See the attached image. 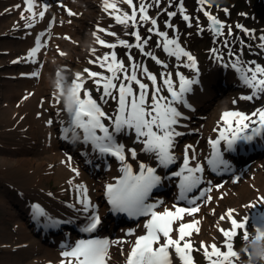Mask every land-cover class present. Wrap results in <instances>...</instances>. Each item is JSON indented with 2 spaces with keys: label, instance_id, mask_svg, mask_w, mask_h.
<instances>
[{
  "label": "bare ground",
  "instance_id": "1",
  "mask_svg": "<svg viewBox=\"0 0 264 264\" xmlns=\"http://www.w3.org/2000/svg\"><path fill=\"white\" fill-rule=\"evenodd\" d=\"M37 2L41 6L40 10H42V5L45 3L50 7L43 19L37 18L34 26L26 29L24 27L25 22L20 19V12L24 6L23 0H0V35L4 34L2 32L7 31L12 35L21 34L18 41L7 39L0 47V50L7 49L9 57L7 63L0 69V74L4 73L6 77V86L3 91H0L3 94L0 100V116L4 119V129L0 131V136L4 138L0 140L4 147L0 149V173L1 171L4 172L0 175V188H3L0 193V206L5 213L6 220L13 227L0 224V264H60L63 259L61 255L63 251L68 250V247L75 246L79 240L88 239H107L110 242L123 241V243L118 244L110 243V259L107 262V264H121L120 261H125L128 254L129 244L127 242L136 239L135 236L139 233L140 228L144 227V223L148 218L139 225L130 226L131 224H128L123 216L116 218V221H114V217L108 213L104 220V233H102V230H98L93 235L94 237H86L85 234L84 237L77 236L81 231L76 229V226L86 216L76 210L81 207L77 203V192L67 181L74 178V184H84L88 188V196L96 206V210L105 211V205L100 203L99 199L102 193L98 189H104L107 183L115 181V178L121 175L120 163L114 157L101 156L98 152L93 151L90 144L83 143L80 130H77L76 135L81 138L77 140L72 139L74 134L71 131L67 133V139L73 144L71 150L74 154L63 148L62 145L67 142V139L64 140L65 133L63 129L68 127V116L66 113L59 111L62 107L56 104V98H49L48 95V91H52L53 94L56 93L52 86L57 73L64 74L63 70L67 66L73 67V61L77 65L76 70L79 66L84 65V51H79V48L72 44L74 42L72 38L77 40L78 36L83 35L84 25L78 23V19L68 14L70 10L79 13L83 7L77 6L75 0H62L60 2L37 0ZM83 2L87 4L88 0H81V3ZM17 4H21L22 8L15 9L14 5ZM5 9H10V11L6 12ZM53 17H55L54 21ZM17 28L19 30L22 28V31L19 32V30H16ZM49 31L51 32L50 36L47 35ZM41 32L45 33L41 42L47 41V44L37 53V63H12L17 58L26 56L27 52L35 46L36 38ZM82 41L84 45L92 43L95 47L98 46L96 39L91 40L88 36H84ZM98 50L97 48L95 55ZM2 63L1 61L0 66ZM33 71H39L40 75L38 77L22 75V73L27 74ZM208 75L211 80H214L222 75V71L213 70ZM223 76L225 78L223 83L226 84L218 83L217 88L220 92L217 93L219 95L226 92L229 81L234 82V75H227L224 72ZM227 80L229 81L227 82ZM177 81L179 80L177 79ZM234 84L236 83L234 82ZM193 88L195 90L185 94V99L191 107L179 105V110L182 111L185 117H181L180 123L176 127L178 131L183 133L194 132L193 129H195L207 137L205 138L207 143L204 146L196 140H189V138L184 143V146L192 145L196 149V160L191 163L194 166L196 162H199L204 167L205 173L206 170L209 171L211 168L207 163L212 155L209 140L218 138L220 130L227 127L221 117L225 110H229V105L226 101L227 98L218 100L213 110V113H216L220 109L218 114L206 122L201 121L198 115H201L202 112L200 111L206 108L208 101L215 95L216 90L202 82ZM26 96L27 99H25ZM192 105L195 107V111L192 109ZM28 119H30V125L26 127L25 124ZM49 119L53 120L52 125L46 123ZM11 131L18 132L20 137H9L8 133ZM183 136L176 138L173 153L177 147H181L179 141ZM258 137V143H252L246 149L247 151L255 150L257 153L256 146L260 145L259 152H264V134ZM8 138L10 139L9 143ZM240 143L238 141L232 151L225 148L223 156L229 163V171L226 174L229 175L235 172L234 176L222 184V187L218 189L214 187L213 191L207 195H210L213 198L212 200L220 203L221 196L225 197L234 191L238 195L231 197L228 209H236L234 214L236 218L239 212H243L245 215L257 220L261 217L257 214L264 213V155L260 158H263V160L258 162L255 169L242 166L236 170L238 158L241 157L234 155L236 152L240 153L243 150ZM28 144H33V146ZM181 150L184 149L181 148ZM75 152L77 159L73 157ZM68 156L72 158L71 166L78 169V176L68 166ZM138 159L156 167L154 157L148 153L138 152ZM109 160L111 161L107 164ZM129 162L137 167L136 162L131 160ZM86 165L91 167L90 174L84 168ZM97 165H99L101 172L98 171L99 169H94V166ZM12 167L24 171L27 174L26 178L18 180L6 175ZM157 171L161 176H169L173 172L172 165L167 169L158 168ZM217 173L211 171L206 180H210L212 185H217L219 182L218 177L223 176V173L219 175ZM95 177L98 179L97 183L94 182ZM46 181L55 182L54 190L51 186L47 188L41 186V183ZM252 183H255L257 190L252 187ZM177 186H179L177 178L164 179L162 184L156 188L149 202H163L165 199L168 201L176 200L179 196L178 193L172 192L170 195L168 193L173 187ZM207 187H209V184L205 182L203 189ZM48 193H52V195L49 196ZM198 194H200V191L195 193L194 196ZM23 196L33 197L34 199H31L29 204L22 206L21 197ZM198 202L201 204L200 211L193 216L185 215L183 221L175 223L174 228L176 230L181 222L191 223L192 220H199L198 227L200 231L198 233L193 231L192 235L200 234V242H204V245L208 246L214 243L219 235H222L217 222H219V227L225 229H229L230 222L228 220L219 221V217L225 212L221 209L223 213L219 217L214 215L213 210L215 209L211 208L212 202L205 203L204 199ZM37 203L45 209L52 219L71 220L73 222L60 224L57 227L47 226L49 217L34 218L32 205ZM181 203H183L181 207L187 206L186 201H181L179 205ZM69 204H76V208H70ZM222 206L223 204L217 207L222 208ZM157 207L159 210H156L161 212L168 208L165 203L158 204ZM171 210H174V206ZM116 223L123 225L117 229L116 236L110 239L109 236L112 233L110 228L116 229L118 225H114ZM30 225L33 227H30ZM41 230L42 234L40 233ZM172 235L175 239L178 233L173 232ZM218 247L221 251L227 250L224 242L219 244ZM233 248L235 250L234 246ZM241 259L242 257H239L238 260ZM173 264H180L178 258L174 257Z\"/></svg>",
  "mask_w": 264,
  "mask_h": 264
},
{
  "label": "snow or ice",
  "instance_id": "2",
  "mask_svg": "<svg viewBox=\"0 0 264 264\" xmlns=\"http://www.w3.org/2000/svg\"><path fill=\"white\" fill-rule=\"evenodd\" d=\"M159 5L160 0H155ZM200 10L209 20V30L213 32L215 37L223 36V29L226 25L220 21L216 16L204 9L206 0H198ZM119 4L127 5L131 12L123 11L118 7ZM23 8L21 4L14 5L15 9H21L20 19L24 21V27L30 29L37 22V18L43 19L50 5L47 3L41 6L38 5L37 0H23ZM151 4H147L144 0H140L137 7L133 0H104V10L113 16L115 21L123 25L125 28L131 27L133 31L129 33L135 39L134 44H129L128 41L119 39L117 43L125 46L128 49L135 47L139 49L141 54L150 57L157 64H162L166 69L167 64L159 60L152 51H145V46L148 45L151 35L142 38L139 33V27L149 24L147 32L158 35L162 38V43L158 42L157 47H162L163 51L169 56L174 57L177 62L183 64L184 67L192 68L197 71L196 58L181 47L179 37L169 38L168 33L160 31L157 19L148 15V8ZM180 12L184 13L182 0L179 3ZM10 11V9H5ZM227 13L228 9H224ZM69 15H75L69 11ZM169 18L177 15L176 12H168ZM138 17V18H137ZM182 19L188 22L191 27V18L187 14L182 15ZM55 17H53V21ZM197 24H199L197 18ZM168 28H173L170 20L165 21ZM18 26V25H17ZM51 26V25H50ZM228 27V34L231 36L232 28ZM238 29H242L246 34H252V30L243 28L237 24ZM203 31V29H200ZM98 32H105L103 28L97 29ZM108 35L116 36L114 32H107ZM47 35H51L49 31ZM96 42L109 49H115L116 43H106L103 39L93 33ZM45 36L41 32L35 41V46L32 47L25 57L17 58L12 63H37V53L41 48L46 47L47 41L41 42ZM257 39L261 41L260 48L264 49V35ZM227 47L229 41H223ZM92 54L95 55L96 49H92ZM213 52L216 49H212ZM63 54V53H61ZM129 64L125 66L123 60H118L115 51L111 53L105 52L102 56H96L95 60H89V63L98 64L101 68L107 70L110 75L90 71L85 68L89 79L94 78V83L97 85L99 91L100 86L103 88V93L100 99L107 103L108 99L117 101V110L114 117L108 116L100 107L95 99L91 97L88 91L84 90V98H81V91L84 85V77L81 73H75L68 81L71 92L75 97L74 106L66 107L61 101L57 92L55 93L56 104L63 103V108L59 109L68 116V127L64 128V138L67 139V133L71 131L74 135L73 140L80 139L76 135L77 130L82 132V139L85 144H90L93 151L98 152L101 156L114 157L120 163L121 175L115 178L114 183H107L105 185V194L107 202L111 205V211L117 213H126L129 217H147L144 223L146 232L144 235L137 236L130 251L127 254L125 264H173V259L178 258L180 264H193L192 260V244L186 239L193 233L199 232V220H192L191 223H179L176 232L177 238H173V225L179 221H183L184 216H193L201 209V204L198 203L204 199L205 203L211 202L212 197L207 195L213 191V188H220L222 185H212V182L207 181L209 187L200 191L199 196L189 198V193L197 189L205 182V177L202 175L205 171L204 167L199 162L194 166L192 161L196 160V149L192 145H186L184 149L183 163L179 171L171 172L170 176H161L157 169H167L170 165L175 164L176 156L173 153L175 141L177 137L183 136L184 133L177 130L180 119L183 116L182 111L179 110V105L191 107L185 99V94L193 90V85L200 83L198 79L187 78L184 74L176 72L179 83L178 87H174L175 81L172 78V73L162 72V84L169 93L168 96L162 95V87L157 85V76L149 72L148 68L142 62H137L131 53H127ZM182 57H186L187 63H184ZM219 59V58H218ZM254 67L245 68L240 64L239 59L237 63L231 65L241 74V78L245 86L251 89V94L243 96L241 99L252 100L257 96L264 94V66L257 64L255 61L250 62ZM139 73V75H138ZM28 75L31 77H38L39 71H33ZM59 75V73H57ZM146 77L152 84L151 102L149 103V85L144 83L140 78ZM64 81H57V89L63 93ZM134 85L136 88H134ZM27 99V96L25 97ZM235 103V101H233ZM258 117V120L253 119ZM107 119L111 123L106 125L103 121ZM226 128L220 130L219 136L216 139H210L209 144L212 147L211 158L207 163L211 166L213 172H227L229 171V163L223 158L221 152V142L226 144V150H234V146L238 141L250 142L256 136L264 134V109H258L251 115L239 111H225L221 117ZM48 125L53 124V120L49 119L46 122ZM258 125V126H256ZM251 129V134L248 130ZM134 132L136 142L141 143L143 147L141 151L152 155L156 161V167H153L144 161L138 159V153L135 148L126 149L125 145L117 141L118 134H127ZM191 153V155H189ZM71 156L67 157V164L71 171L76 176L79 175L78 169L71 166ZM136 162L137 169H133V163ZM179 178V196L180 201H186L187 206L177 207L175 210L165 208L162 212L157 211L158 204L162 201L149 202V198L154 189L158 188L164 179ZM73 179L67 181L72 185L77 192V203L81 205L79 212L85 214L87 223L81 228L85 233H93L102 223V218L96 210V206L91 202L88 196V188L84 184H74ZM49 196L52 193H48ZM221 198H223L221 196ZM70 208H76V204H69ZM248 207V206H245ZM34 218L49 217L40 204H33ZM236 209H227L225 214L219 217V221L228 220L230 222L229 229L217 226L222 233L223 242L226 246V251H221L216 243L208 246L201 242V247L204 249V256L210 264H234L235 260L239 259V253L233 248V238L237 235V230L243 231V240H247L249 236V227H253L258 236H264L261 231L264 228V222H256L250 225V217L243 216L242 220H238L234 216ZM214 214V210H213ZM264 217V213L257 214ZM71 220H56L49 217L48 225L57 227L60 224L72 223ZM163 240V243H161ZM183 241V244L181 242ZM111 244L123 243V241H109L107 239H88L79 240L75 246L68 247L61 253L63 259L60 264H107L109 257V246ZM211 248V252L208 248ZM215 257V258H214Z\"/></svg>",
  "mask_w": 264,
  "mask_h": 264
},
{
  "label": "rangeland",
  "instance_id": "3",
  "mask_svg": "<svg viewBox=\"0 0 264 264\" xmlns=\"http://www.w3.org/2000/svg\"><path fill=\"white\" fill-rule=\"evenodd\" d=\"M62 1V0H55ZM64 2V1H63ZM77 3V6H82V10L77 13L72 10V13H75V15H72L76 19H78V23L84 25V31L83 35L78 36L77 40L72 38L74 42L72 43L73 46L76 48H79L80 50L84 51L85 55V62L84 65L79 66L78 69L77 65L73 63V67L67 66L63 70L64 75H66V81L65 83H68V81L71 80V78L74 76L75 73H81L84 77V85L83 89L90 92L96 100L101 101L104 103L100 97L103 93V88L100 86L99 91L97 90V85L94 83V78L89 79L87 76V73L84 72V69L87 68L90 71H95L99 73H103L104 75H110V73L107 72L106 69L101 68L98 64L95 63H89V60H95L96 56H102L105 52L111 53L112 51H115L117 55L118 60H123L125 66L129 64L128 55L127 53H131V55L134 57V59L137 62H142L144 66H146L149 70V72L155 74L158 79V86H161L163 90L167 91L166 88L162 84V78L161 73L162 72H170L172 73V78L175 81L174 85H177L179 81H177L178 77L176 76V72H180L185 75V77H192L193 75L197 77H202V83L210 85V88H214L216 90L215 95L208 101V104L206 108L200 112L201 115H198L199 119L201 121H208L211 117L214 118L217 114L213 113V110L215 108V105L218 100L226 99L228 102V107L232 108L235 111H240L245 114L251 115L253 112H255L258 109H264V94H261L257 96L256 98L252 100H246L241 99L243 96H248L251 94V89H249L247 86L244 85L243 80L241 78L240 72H238L236 69L232 68L231 65L233 63H237V60L239 59L240 64H242L245 68L247 67H254L250 62L255 61L257 64L264 66V49L260 48L261 41L257 39L259 36L264 35V0H206V3L204 5V9L206 11H209L212 15L216 16L220 21H222L226 27L223 29V36L215 37L212 33V31L209 30V20L204 15V12L200 10V5L198 3V0H182L183 8L185 10L184 13L180 12L179 3L180 0H160L159 5L155 3V0H144L145 3L151 4L152 6L148 8V15L151 17H155L157 19V24L160 29V31H165L168 33L169 38L173 37H179V43L181 47H183L186 51L191 53L197 60H198V74L197 71L191 68L184 67L183 64L180 62H177L174 57L169 56L166 52L163 51L162 47H157V43H162V38L155 34H150L147 32V28L150 27L149 24H145L142 27H139V33L142 38H146L149 35H151V39L148 43V45L145 46V51H152L159 60L163 61L164 64H167L168 67L165 69L162 64H157L154 60H152L150 57H146L139 49L132 47L131 49L126 48L125 46H121L117 43L119 39H123L128 41L129 44H134L135 39L132 37L129 33L133 31L131 27L125 28L123 25L118 24L114 17L109 15V12L112 11L109 9V12H106L104 10V0H88V3L84 4L81 3V0H75ZM133 3L138 7L140 0H133ZM119 8H121L123 11L131 12V9L124 4H119ZM224 9H228V12L226 13ZM168 12H176L177 15L169 18L167 15ZM187 14L191 18V24L192 26H188V22L184 21L182 19V15ZM138 18V17H137ZM197 18L199 21V24H197ZM174 26L173 28H168L165 25V21H169ZM84 22V23H83ZM239 24L243 26V28L252 30V34H246L242 29H238L236 25ZM231 26L232 28V35L230 36L228 34V27ZM103 28L106 31L105 32H98L97 29ZM200 29H203L201 31ZM16 30H19L18 28ZM15 30V31H16ZM22 31V28H20L19 32ZM97 33L101 39H103L106 43H116L117 46L115 49H109L107 47L101 46L97 43L98 46H94L92 43H87L84 45V42L82 41V38L84 36H88L91 40L95 36L93 33ZM107 32H114L116 33V36L108 35ZM4 34L0 35V47L2 46L7 39H12L14 41H18V39L21 37V34L12 35L9 34V31L2 32ZM227 39L229 41L228 46L226 47L223 43V41ZM17 45V44H16ZM17 47V46H16ZM99 49L96 55L92 54V49ZM212 49H216L215 52L212 51ZM7 49L0 50V62L3 63L0 66V69L3 68V66L7 63L9 57L8 53L6 51ZM19 51V49H18ZM79 58V56H77ZM219 58V59H218ZM182 60L184 63H187L186 57H182ZM86 66V67H85ZM213 70H220L222 71V75L219 77H216L214 80H211L210 76L208 75L209 72ZM224 72L228 75H234V84L233 81L227 80L229 83L227 85L226 92L222 94H218L219 88H217L218 83H222L225 85V78L223 76ZM139 75V73H138ZM5 74H0V91L4 90V87L6 86V80H5ZM144 83L149 85V103L151 102V91H152V84L151 82L146 78L141 76L140 77ZM208 80L206 81V79ZM200 84V83H199ZM198 85V84H197ZM134 88L136 86L134 85ZM195 90V89H194ZM49 92V98H54L55 94L52 93V91ZM164 96H168V92L161 93ZM191 95V94H190ZM3 94L0 92V100L2 98ZM235 101V103H233ZM51 103V102H50ZM104 105L107 107L106 114L108 116L114 117L116 115L117 110V101L113 99H108L107 103H104ZM59 107L63 108V103L59 104ZM192 109L195 111V107L192 105ZM197 115V114H196ZM195 115V116H196ZM258 117H253V119H257ZM26 119V118H25ZM24 119V121H25ZM43 120V117L41 118ZM107 120V119H106ZM4 119L2 116H0V131L4 129ZM111 122L107 120V125ZM30 125V119L27 120L25 126ZM194 132H185L184 136L180 139V145L181 147H177L174 155L176 156V162H175V168H179L182 166L183 163V156H184V150L180 151L181 148L185 149V142L189 140H196L200 145L204 146L206 145L207 141L201 132L193 129ZM248 131H251L249 129ZM16 131H11L9 134V137H20L19 133ZM6 136V135H5ZM190 136V137H189ZM23 138V135L21 136ZM4 139L3 136H0V140ZM8 143L10 142V139L8 138ZM65 140V138H64ZM117 140L120 143L125 144L126 146H134L137 148L138 152H142L141 148L143 145L141 143L136 142V137L134 132L127 133V134H118ZM259 140V139H257ZM39 141V139H38ZM67 142L62 145L63 148L68 149V152L73 153L71 148L73 147V144L69 139L66 140ZM224 147L226 148V144L222 141ZM248 145V143H245ZM7 145V144H6ZM33 146V144H28ZM243 147V146H242ZM4 148L3 145L0 143V149ZM243 151L240 153L236 152L235 154L238 158L236 170L240 169L242 166L251 167L252 169H255L257 167L258 162L263 160L260 159L264 152H251L247 154H242ZM144 153V152H143ZM243 155V156H241ZM75 159V155L73 156ZM111 160L107 161V164H109ZM85 170L89 173L91 170V167L89 165H86ZM94 169H99V165L96 167L94 166ZM235 170V171H236ZM101 172V169L98 170ZM208 172V170H206ZM4 173L1 171L0 175ZM225 172L222 177H218L219 182L217 185H222L226 183L230 178L234 176V173H231L229 175ZM90 174V173H89ZM6 175H9L13 178H16L18 180H24L27 176V174L22 170H17L15 168H11L10 171L6 173ZM95 183L98 182L97 177H95ZM42 187H48V186H56L54 181L49 182H42ZM252 187L257 190V187L255 183H252ZM3 188H0V193ZM54 190V187H53ZM98 191H101L100 188ZM234 191L231 194L226 195L222 198L221 202L218 203L217 201L212 200L211 202V208L214 210V215H217L218 217L221 215V213L226 212L228 207L230 206L229 203L231 201L232 196H236ZM34 199L33 197L27 198L25 196L21 197V203L22 206L25 204H29L30 200ZM65 200V199H64ZM222 208H218L217 206L222 205ZM224 210L223 212L221 211ZM221 211V212H220ZM243 216L245 214L243 212H239L237 215L238 220H242ZM262 220H264V217H261ZM250 225H254L256 222L253 218L250 217L249 221ZM0 224L6 226V227H12V224L6 220V216L4 211L2 210L0 206ZM30 227H33L30 225ZM104 231V228L102 232ZM243 231L244 230H237V235L233 238V246L235 247V251L239 253V257H242V253L239 251L242 243H243ZM254 231V226L249 227V233ZM34 232V231H33ZM35 233V232H34ZM42 234V230L40 231ZM175 233H177L175 231ZM71 238V236H70ZM186 239L191 241L192 244V260L193 264H210V262L206 259L204 256V249L201 247L200 242V234L197 235H191L190 237H186ZM183 242V241H182ZM217 244V246L221 243H223V237L222 235H219L217 240L214 242ZM208 251L211 252V248H208ZM0 254H1V248H0ZM215 258V257H214ZM243 259H247L246 256L242 257ZM240 260H235L234 264H239ZM123 264V261H122Z\"/></svg>",
  "mask_w": 264,
  "mask_h": 264
},
{
  "label": "clouds",
  "instance_id": "4",
  "mask_svg": "<svg viewBox=\"0 0 264 264\" xmlns=\"http://www.w3.org/2000/svg\"><path fill=\"white\" fill-rule=\"evenodd\" d=\"M58 80L65 82L66 75L62 73L56 75L52 88L56 90L57 95L66 107L74 106L75 97L71 92L70 85L64 83L63 93H60L57 89ZM261 231L264 232V228H262ZM239 251L242 253V257H247V259L242 258L239 261V264H264V236H258L254 229L253 232L249 233L248 239L243 240Z\"/></svg>",
  "mask_w": 264,
  "mask_h": 264
}]
</instances>
